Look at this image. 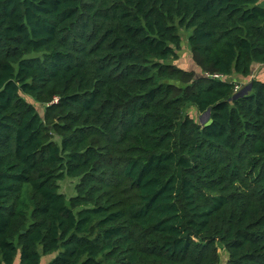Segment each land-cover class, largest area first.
<instances>
[{
	"label": "trees",
	"instance_id": "16d2710c",
	"mask_svg": "<svg viewBox=\"0 0 264 264\" xmlns=\"http://www.w3.org/2000/svg\"><path fill=\"white\" fill-rule=\"evenodd\" d=\"M253 63L261 0H0V264H264Z\"/></svg>",
	"mask_w": 264,
	"mask_h": 264
},
{
	"label": "rangeland",
	"instance_id": "374dc122",
	"mask_svg": "<svg viewBox=\"0 0 264 264\" xmlns=\"http://www.w3.org/2000/svg\"><path fill=\"white\" fill-rule=\"evenodd\" d=\"M189 33L190 31H186L183 29L180 31V34L182 36L181 48L177 51V54H178L177 59L172 60L171 62L182 69L193 70L196 74H200L198 68L193 63L191 50L187 43V36ZM26 99L29 102L34 104L35 108L37 109L39 114L42 116L43 106L39 103H35L29 97H26ZM187 112L189 116L192 117L198 123H204L206 121L205 113L200 114L195 109H192L191 107L187 109ZM76 182H77V179L66 177L65 179L59 182V191L63 193L66 196V198H69L70 196L75 194ZM219 254L221 258V264H224L227 260V254L224 250H219Z\"/></svg>",
	"mask_w": 264,
	"mask_h": 264
},
{
	"label": "crops",
	"instance_id": "0c3cea01",
	"mask_svg": "<svg viewBox=\"0 0 264 264\" xmlns=\"http://www.w3.org/2000/svg\"><path fill=\"white\" fill-rule=\"evenodd\" d=\"M261 2L264 3V0H261ZM253 78L259 81H264V64L253 63L251 66V72L249 77L243 78L239 75H229V76H225L224 80L238 84L240 86L239 91L243 89L244 92H249L250 89H248L247 86L250 85V81ZM208 117L206 118V121L208 120ZM53 257L54 255L42 256L40 260V264H48ZM12 264H20L19 255L15 256V259Z\"/></svg>",
	"mask_w": 264,
	"mask_h": 264
},
{
	"label": "built area",
	"instance_id": "2783aa9c",
	"mask_svg": "<svg viewBox=\"0 0 264 264\" xmlns=\"http://www.w3.org/2000/svg\"><path fill=\"white\" fill-rule=\"evenodd\" d=\"M207 76H210L212 78L225 79V76L223 74H220V73H214V74H210V75L208 74ZM239 87L240 86L238 84L234 83V86H233L234 93L239 91Z\"/></svg>",
	"mask_w": 264,
	"mask_h": 264
},
{
	"label": "water",
	"instance_id": "95a60500",
	"mask_svg": "<svg viewBox=\"0 0 264 264\" xmlns=\"http://www.w3.org/2000/svg\"><path fill=\"white\" fill-rule=\"evenodd\" d=\"M250 87H251V84H250L249 86H247L248 89H250ZM246 93H247V92H244V90L242 89V90H240V91L234 93L233 96H232V98H237V97L242 96V95H244V94H246ZM205 114H206V118H207L208 115H209V110H207V111L205 112Z\"/></svg>",
	"mask_w": 264,
	"mask_h": 264
}]
</instances>
